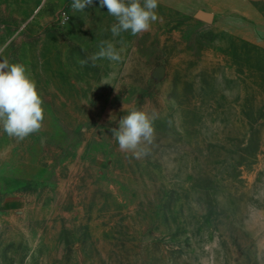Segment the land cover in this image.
Listing matches in <instances>:
<instances>
[{"label": "rangeland", "instance_id": "374dc122", "mask_svg": "<svg viewBox=\"0 0 264 264\" xmlns=\"http://www.w3.org/2000/svg\"><path fill=\"white\" fill-rule=\"evenodd\" d=\"M72 2L0 0V61L45 111L0 127V264H264V0H158L116 37ZM104 41L120 62L88 59ZM133 109L157 116L140 158L111 131Z\"/></svg>", "mask_w": 264, "mask_h": 264}, {"label": "clouds", "instance_id": "9594fccd", "mask_svg": "<svg viewBox=\"0 0 264 264\" xmlns=\"http://www.w3.org/2000/svg\"><path fill=\"white\" fill-rule=\"evenodd\" d=\"M92 3L93 0H73L71 7L74 12H80ZM99 3L116 20L111 26L113 37L122 32L141 36L150 31L151 25L158 19L155 11L158 0H99ZM67 20L66 15L64 22ZM104 58L112 62L121 61L119 51L110 41L102 42L100 51L88 59L95 63L96 60ZM79 63L84 66L88 60L83 59ZM115 77L116 73H111L102 84L112 85L110 81ZM43 103L36 82L30 77L25 65L9 63L7 59L0 61V127L9 137L19 142L39 132L45 120ZM156 118L155 114L149 115L137 109L124 115L119 120L118 128L111 130L119 149L131 153L135 158L146 155L145 146L152 144L154 140L153 121Z\"/></svg>", "mask_w": 264, "mask_h": 264}, {"label": "built area", "instance_id": "2783aa9c", "mask_svg": "<svg viewBox=\"0 0 264 264\" xmlns=\"http://www.w3.org/2000/svg\"><path fill=\"white\" fill-rule=\"evenodd\" d=\"M66 15L68 16V13H67L66 11H64L63 14H62L63 19H65V16H66ZM68 17H69V16H68Z\"/></svg>", "mask_w": 264, "mask_h": 264}, {"label": "water", "instance_id": "95a60500", "mask_svg": "<svg viewBox=\"0 0 264 264\" xmlns=\"http://www.w3.org/2000/svg\"><path fill=\"white\" fill-rule=\"evenodd\" d=\"M211 16H212V14L209 13L208 16H207V19L210 20Z\"/></svg>", "mask_w": 264, "mask_h": 264}]
</instances>
